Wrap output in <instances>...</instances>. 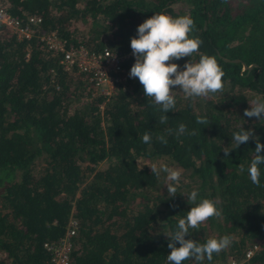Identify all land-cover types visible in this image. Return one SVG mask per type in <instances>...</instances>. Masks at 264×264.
<instances>
[{"label":"trees","instance_id":"16d2710c","mask_svg":"<svg viewBox=\"0 0 264 264\" xmlns=\"http://www.w3.org/2000/svg\"><path fill=\"white\" fill-rule=\"evenodd\" d=\"M0 2L12 15L40 17L39 31L55 30L67 46L128 53L120 62L124 78L102 94L85 72L63 69L60 54L37 36L19 38L0 24V264H47L43 242L61 235L70 215L77 231L68 264H168L165 234L186 216L193 189L198 198L218 201L221 215L192 238H232L212 261L240 257L257 242L249 264H264V164L257 186L247 172L255 140L228 157L222 150L234 147L231 137L241 126L264 144V117L244 116L248 98H264V0ZM155 12L191 16L200 52L215 56L224 72L223 91L208 97L186 99L174 89L177 104L167 124L158 122L162 113L129 76L131 37ZM188 59L174 62L182 68ZM197 116L208 124H198ZM181 123L195 134L177 138ZM145 132L151 135L147 144ZM161 134L166 144L157 139ZM155 158L183 172L173 198L165 174L157 178L140 162Z\"/></svg>","mask_w":264,"mask_h":264},{"label":"clouds","instance_id":"9594fccd","mask_svg":"<svg viewBox=\"0 0 264 264\" xmlns=\"http://www.w3.org/2000/svg\"><path fill=\"white\" fill-rule=\"evenodd\" d=\"M227 2V0H224ZM194 29V20L189 15L172 17L165 12H155L145 19L137 27V35L131 37L130 46L135 57V62L130 68V78L139 80L143 88L144 96L151 99L153 105L162 114L159 117L160 124H167L169 111L176 108L177 100L173 94L174 89H179L186 99L208 97L223 91L224 76L223 69L213 55L200 52L202 41L199 37L191 35ZM198 55V59L192 57ZM189 57L183 67L174 61ZM250 107L244 110V116L260 119L264 117V98L255 97L248 101ZM198 124L207 125L205 117L197 116ZM168 135L173 130H165ZM194 135L188 132L186 125L179 124L175 130L177 138L184 134ZM255 140L254 156L247 168L248 175L253 184L260 185L259 165L264 164V144L257 139L252 129L243 126L233 132L231 144L234 147L223 146L225 157L229 156L231 150L246 144L249 139ZM161 143L166 144L165 135L157 137ZM144 143L151 142V135L145 132L142 136ZM150 166L151 173L159 178L161 173L165 174V184L168 195L173 198L178 193L182 170L169 167L167 164H146ZM240 171H244L241 165ZM182 195V194H181ZM184 196V195H183ZM198 190L193 189L187 194V203L190 209L186 216L178 219L176 229L165 234L168 238L167 255L168 264H183L184 261L195 259L198 264H203L207 259H213V254H219L227 249L232 238L229 235L220 237L210 236L204 243H199L192 238L194 231L199 230L201 224L210 218L219 217L220 210L217 208L218 201L210 198H198Z\"/></svg>","mask_w":264,"mask_h":264},{"label":"built area","instance_id":"2783aa9c","mask_svg":"<svg viewBox=\"0 0 264 264\" xmlns=\"http://www.w3.org/2000/svg\"><path fill=\"white\" fill-rule=\"evenodd\" d=\"M39 21L40 17L32 14L24 18L12 15L0 2V24L6 26L19 38L37 36L47 49L60 54L59 62L63 69H71L75 66L78 70L85 72L88 81L95 85L102 94H109L114 83L124 78L125 70L120 62L128 53H120L108 47H103L101 51H88L81 44L67 46L64 40L57 36L55 30L40 32ZM117 73L122 74L118 75ZM76 231V220L70 215L65 223L63 233L55 240L43 242V246L49 251L47 264H68ZM257 248L258 243L251 242L244 248L240 257L230 256L223 263L212 261L204 264H249L250 258Z\"/></svg>","mask_w":264,"mask_h":264},{"label":"rangeland","instance_id":"374dc122","mask_svg":"<svg viewBox=\"0 0 264 264\" xmlns=\"http://www.w3.org/2000/svg\"><path fill=\"white\" fill-rule=\"evenodd\" d=\"M251 100H252L251 98H248V101H251ZM140 162H142V163H147V164L155 163V164H157L158 166H159L160 164H167L169 167H174L173 165L168 164V162H166V161H165L164 159H162V158L144 159V160L141 159ZM174 168H176V167H174ZM164 176H165V175H164Z\"/></svg>","mask_w":264,"mask_h":264},{"label":"water","instance_id":"95a60500","mask_svg":"<svg viewBox=\"0 0 264 264\" xmlns=\"http://www.w3.org/2000/svg\"><path fill=\"white\" fill-rule=\"evenodd\" d=\"M225 59H226V58H225ZM234 60H237V59L235 58ZM251 65H253V63H251V64L247 65V66H246V67H247V69H248V68H250V67H251Z\"/></svg>","mask_w":264,"mask_h":264}]
</instances>
